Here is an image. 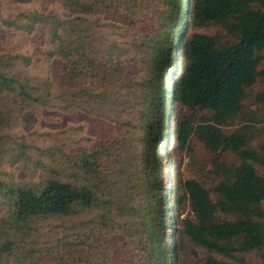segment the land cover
Returning a JSON list of instances; mask_svg holds the SVG:
<instances>
[{
    "label": "trees",
    "instance_id": "16d2710c",
    "mask_svg": "<svg viewBox=\"0 0 264 264\" xmlns=\"http://www.w3.org/2000/svg\"><path fill=\"white\" fill-rule=\"evenodd\" d=\"M209 24L225 34L197 32ZM38 26L42 78L21 50ZM0 37L18 44L0 48V154L33 162L28 181L0 180V264H264V146L222 130L259 77L264 0H51L0 8ZM42 110L108 129L58 156L9 134ZM193 136L235 157L211 191L182 178Z\"/></svg>",
    "mask_w": 264,
    "mask_h": 264
},
{
    "label": "rangeland",
    "instance_id": "374dc122",
    "mask_svg": "<svg viewBox=\"0 0 264 264\" xmlns=\"http://www.w3.org/2000/svg\"><path fill=\"white\" fill-rule=\"evenodd\" d=\"M50 3L51 0H2L0 8L7 15H17L26 9L47 11ZM197 32L210 36H223L225 34L220 26L214 24L200 28ZM42 33V27H36L30 34L28 43L21 45L22 52L32 56V64L29 68L30 74L32 76H41V78L46 75L43 60L42 63L37 62L40 59L38 47L43 41ZM2 46L18 51L17 40H8L7 38L2 40V37H0V48H3ZM258 71L259 77L257 81L253 86L246 89L245 98L242 102V111L232 121L224 125L222 130L226 134L236 130L244 133L248 146L256 151H262L261 147L264 146V103L258 102L256 96L264 94V61L260 63ZM206 118H209V114L204 115L199 112L200 120L204 121ZM107 129V124L96 118H88L82 114L74 116L72 113H61L60 110H42L36 112L33 116L19 119L14 127L9 130V134L20 139L23 137L35 146L51 148L55 151H49V153H55L58 156L60 153L71 152L70 150L73 148L91 147L93 141L105 134ZM58 149L62 151H58ZM26 152L32 153L35 158L36 153L34 151ZM9 154L6 153L4 154L5 156L0 154V180L9 177L14 182L28 181L33 170V162L28 161V164L25 165L13 158L9 160ZM234 161L235 157L233 154L212 153L205 148L204 144L196 136H193L183 156L182 178L184 180H195L204 189L211 191L214 185L222 178L219 167L223 163L229 164ZM255 168L260 175L264 176V166L255 164ZM262 207L264 209V201L262 202ZM90 216L88 214L87 218ZM181 246L184 250L183 256L187 259L200 261L204 257V250L189 240H184ZM131 261L132 258L129 257L126 264H133ZM251 261L257 262L256 257H252Z\"/></svg>",
    "mask_w": 264,
    "mask_h": 264
}]
</instances>
